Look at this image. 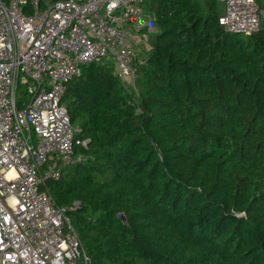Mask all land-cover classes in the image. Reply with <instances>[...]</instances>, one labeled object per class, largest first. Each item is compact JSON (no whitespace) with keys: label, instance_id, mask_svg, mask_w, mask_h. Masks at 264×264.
<instances>
[{"label":"trees","instance_id":"16d2710c","mask_svg":"<svg viewBox=\"0 0 264 264\" xmlns=\"http://www.w3.org/2000/svg\"><path fill=\"white\" fill-rule=\"evenodd\" d=\"M260 6L242 38L220 0H145L155 35L136 86L110 60L66 84L86 159L48 184L92 264H264Z\"/></svg>","mask_w":264,"mask_h":264},{"label":"built area","instance_id":"2783aa9c","mask_svg":"<svg viewBox=\"0 0 264 264\" xmlns=\"http://www.w3.org/2000/svg\"><path fill=\"white\" fill-rule=\"evenodd\" d=\"M144 1L0 0V264H92L48 184L84 162L77 150L89 142L62 100L92 63L110 60L135 80L127 28L144 27ZM260 8V0H223L219 22L251 35Z\"/></svg>","mask_w":264,"mask_h":264},{"label":"rangeland","instance_id":"374dc122","mask_svg":"<svg viewBox=\"0 0 264 264\" xmlns=\"http://www.w3.org/2000/svg\"><path fill=\"white\" fill-rule=\"evenodd\" d=\"M221 3L223 4V0H220ZM142 21L145 23L144 27H140L139 31H137V29H135V27L131 24L128 28H127V34L129 35V37L131 38V42L134 45V49H135V53L137 56H146L147 55V51L146 49H149L150 45H151V41H145V37H148V35H150L151 37H153L155 35L154 32V17L151 16L149 14V12H145L143 14V19ZM145 28H148L149 30V34L148 32H145ZM148 31V30H147ZM242 38H246L247 34H241ZM123 82L126 85H132V87L136 86L134 85L135 80L131 78L130 74H127L126 77H124ZM21 90H23V87L21 88Z\"/></svg>","mask_w":264,"mask_h":264},{"label":"water","instance_id":"95a60500","mask_svg":"<svg viewBox=\"0 0 264 264\" xmlns=\"http://www.w3.org/2000/svg\"><path fill=\"white\" fill-rule=\"evenodd\" d=\"M117 218H118V219L120 218L125 224L128 223L127 218H126V215H125L124 212H119V213L117 214Z\"/></svg>","mask_w":264,"mask_h":264}]
</instances>
